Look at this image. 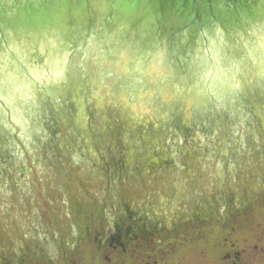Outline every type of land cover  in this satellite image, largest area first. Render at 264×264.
Returning a JSON list of instances; mask_svg holds the SVG:
<instances>
[{"label":"water","instance_id":"obj_1","mask_svg":"<svg viewBox=\"0 0 264 264\" xmlns=\"http://www.w3.org/2000/svg\"><path fill=\"white\" fill-rule=\"evenodd\" d=\"M262 191L264 0H0V264Z\"/></svg>","mask_w":264,"mask_h":264},{"label":"flooded vegetation","instance_id":"obj_2","mask_svg":"<svg viewBox=\"0 0 264 264\" xmlns=\"http://www.w3.org/2000/svg\"><path fill=\"white\" fill-rule=\"evenodd\" d=\"M236 228H264V191L222 218L213 209L175 228H56L53 251L30 250L8 264H264V238H239Z\"/></svg>","mask_w":264,"mask_h":264},{"label":"rangeland","instance_id":"obj_3","mask_svg":"<svg viewBox=\"0 0 264 264\" xmlns=\"http://www.w3.org/2000/svg\"><path fill=\"white\" fill-rule=\"evenodd\" d=\"M221 218L224 217L225 215H220ZM208 218V217H207ZM207 218H200L202 220H205ZM196 219L194 220H187V221H181V222H174V223H168V224H163L161 225L160 227L158 228H175V226H178V225H182V224H185V223H189V222H192V221H195ZM248 228H236V236L239 237V238H244V237H253V238H264V228H256V229H253V233L251 235L248 234L247 231Z\"/></svg>","mask_w":264,"mask_h":264}]
</instances>
